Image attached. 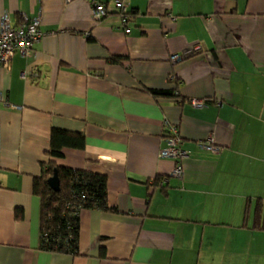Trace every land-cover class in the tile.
Here are the masks:
<instances>
[{
	"label": "crops",
	"instance_id": "crops-1",
	"mask_svg": "<svg viewBox=\"0 0 264 264\" xmlns=\"http://www.w3.org/2000/svg\"><path fill=\"white\" fill-rule=\"evenodd\" d=\"M99 1L96 21L89 0H0V20L45 31L0 69V264H264V0H128L130 32ZM166 122L182 177L159 156ZM54 128L83 146L51 157ZM50 160L107 175L112 209L81 210L76 255L41 248Z\"/></svg>",
	"mask_w": 264,
	"mask_h": 264
},
{
	"label": "trees",
	"instance_id": "trees-1",
	"mask_svg": "<svg viewBox=\"0 0 264 264\" xmlns=\"http://www.w3.org/2000/svg\"><path fill=\"white\" fill-rule=\"evenodd\" d=\"M151 91L155 95H174L171 90ZM70 142L83 146V134L54 128L51 133L49 155L61 157L63 146ZM55 170L60 178L59 191H55L48 183ZM34 192L41 198V248L45 250L78 254L81 210L112 209L107 201V175L58 166L52 160L44 165L42 175L35 179ZM21 212L19 208L17 213L21 215Z\"/></svg>",
	"mask_w": 264,
	"mask_h": 264
},
{
	"label": "built area",
	"instance_id": "built-area-1",
	"mask_svg": "<svg viewBox=\"0 0 264 264\" xmlns=\"http://www.w3.org/2000/svg\"><path fill=\"white\" fill-rule=\"evenodd\" d=\"M92 5V15L96 21L107 17L110 13L109 3L99 0H89ZM113 8L120 15L122 24L126 32H130L129 22V2L128 0H112ZM45 31L41 26V17L27 18L17 25L11 22L8 13H5L0 20V69L10 68L12 58L20 53L31 55L35 52V46L42 40ZM172 61L181 59L179 54L172 55ZM34 75L37 76L35 73ZM0 102L7 103L6 95L0 91ZM193 104L203 107L206 102L202 99H193ZM166 145L160 149L159 156L170 158L176 162L171 175L176 177L183 176V160L188 156V151L182 146V136L179 128L175 124L166 122ZM199 145L210 150H217L219 146L215 144L214 138L209 135L205 140L199 141ZM168 179H163L161 185Z\"/></svg>",
	"mask_w": 264,
	"mask_h": 264
},
{
	"label": "water",
	"instance_id": "water-1",
	"mask_svg": "<svg viewBox=\"0 0 264 264\" xmlns=\"http://www.w3.org/2000/svg\"><path fill=\"white\" fill-rule=\"evenodd\" d=\"M49 185L55 190H60V178L57 170L54 171V174L48 179Z\"/></svg>",
	"mask_w": 264,
	"mask_h": 264
}]
</instances>
